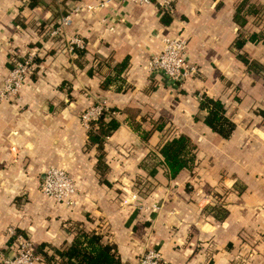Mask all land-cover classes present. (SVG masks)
Wrapping results in <instances>:
<instances>
[{"label":"crops","instance_id":"crops-1","mask_svg":"<svg viewBox=\"0 0 264 264\" xmlns=\"http://www.w3.org/2000/svg\"><path fill=\"white\" fill-rule=\"evenodd\" d=\"M158 1L0 0V83L14 54L39 55L18 93L0 100V251L13 253L8 227L35 250L68 245L79 227L114 242L121 264H139L147 247L166 264H264V72L236 56L264 64V44H233L238 29L264 32V0H171L166 9ZM180 33L198 73L174 83L147 60L164 34ZM71 35L84 54L66 48ZM124 59L120 80L102 86ZM203 93L234 121L228 137L204 121ZM96 102L119 121L102 150L79 118ZM178 133L194 141L195 159L172 177L158 148ZM49 165L74 179L75 204L41 191Z\"/></svg>","mask_w":264,"mask_h":264},{"label":"trees","instance_id":"trees-1","mask_svg":"<svg viewBox=\"0 0 264 264\" xmlns=\"http://www.w3.org/2000/svg\"><path fill=\"white\" fill-rule=\"evenodd\" d=\"M39 0H29V5L34 6ZM235 20L243 26L246 18L244 15L237 14ZM162 21L169 22L170 17L165 12L162 14ZM261 42L264 44V32L253 31L248 35L238 29V34L234 39V46L241 48L247 41ZM78 54H84L85 47L75 46L73 48ZM236 56L246 65L248 71L264 72V64L257 59H250L246 54L237 52ZM38 58H35L37 60ZM127 59L115 65V72L108 74L102 83V86L108 87L109 84L120 80L118 74L126 65ZM119 90L120 85H116ZM200 109L205 110L204 121L223 137H228L235 127L234 121L226 115L225 106L220 98H214L203 93L199 101ZM103 110L97 119L89 122L87 134L89 142L96 144L99 150H102L103 141L115 129L119 121L115 117L105 119ZM135 128V126H134ZM195 143L184 133H178L165 139L159 146L158 152L162 156L168 173L174 177L182 168H191L195 159ZM103 154L99 153L98 163ZM46 244L39 245L36 252L42 257L46 264H121L117 245L107 239H104L103 233L95 229L77 228L70 243L63 247L50 246L45 248Z\"/></svg>","mask_w":264,"mask_h":264},{"label":"built area","instance_id":"built-area-1","mask_svg":"<svg viewBox=\"0 0 264 264\" xmlns=\"http://www.w3.org/2000/svg\"><path fill=\"white\" fill-rule=\"evenodd\" d=\"M136 3H149L152 0H125ZM171 0H159L158 3L163 8L170 7ZM104 4L101 1L99 5ZM87 9L93 8V5H87ZM69 15L61 17L59 23L51 29V34L59 33L67 23ZM66 48L73 51L75 46L83 47L84 40L78 35H71L66 40ZM32 64V55L17 59L14 57L13 66L0 83V100L8 99L18 93L22 87L24 78L29 72ZM148 69L151 72L163 75L169 81L174 83L182 82L187 77L198 73V67L188 59L187 56V36L185 34L162 36V46L159 51L154 52L147 60ZM110 111L104 103L97 102L88 106L80 115L82 124L89 126L91 120L97 119L102 111ZM41 191L63 201L67 205L75 204L78 194V186L74 179L65 169L56 165H49L44 171L40 183ZM131 199L137 198L135 191H130ZM126 200V199H125ZM8 232L14 236L13 253L8 254L0 251L1 264H45L42 257L36 252L32 241L23 233L15 231L13 227H8ZM139 264H166L160 250L156 247H147L141 252L138 259Z\"/></svg>","mask_w":264,"mask_h":264},{"label":"rangeland","instance_id":"rangeland-1","mask_svg":"<svg viewBox=\"0 0 264 264\" xmlns=\"http://www.w3.org/2000/svg\"><path fill=\"white\" fill-rule=\"evenodd\" d=\"M29 54L32 55V64H31L30 69H29V71H30V70H33L34 62L36 61L35 58H38V57H39V55L37 54V51L26 52L25 54H18V55L14 54V57L17 58V59H22L23 57H27V55H29ZM12 66H13V64H12ZM12 66H11V67H12ZM11 67H10V68H11ZM96 103H97V102H96ZM82 112H83V111H82ZM82 112H81V113H82ZM81 113L79 114V118H80ZM80 121H81V120H80ZM44 262H45V261H44Z\"/></svg>","mask_w":264,"mask_h":264}]
</instances>
